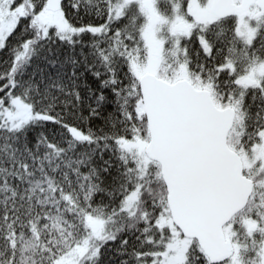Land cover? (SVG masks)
I'll list each match as a JSON object with an SVG mask.
<instances>
[{"label":"snow or ice","instance_id":"6c2138e0","mask_svg":"<svg viewBox=\"0 0 264 264\" xmlns=\"http://www.w3.org/2000/svg\"><path fill=\"white\" fill-rule=\"evenodd\" d=\"M0 264H264V0H0Z\"/></svg>","mask_w":264,"mask_h":264}]
</instances>
